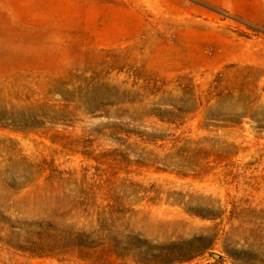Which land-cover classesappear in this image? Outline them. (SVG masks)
I'll return each mask as SVG.
<instances>
[{
  "label": "rangeland",
  "instance_id": "1",
  "mask_svg": "<svg viewBox=\"0 0 264 264\" xmlns=\"http://www.w3.org/2000/svg\"><path fill=\"white\" fill-rule=\"evenodd\" d=\"M0 264H264V0H0Z\"/></svg>",
  "mask_w": 264,
  "mask_h": 264
}]
</instances>
